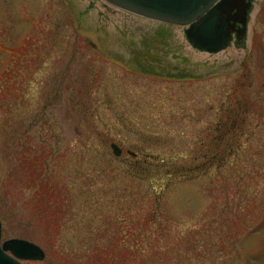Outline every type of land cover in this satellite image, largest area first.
<instances>
[{
	"label": "rangeland",
	"instance_id": "rangeland-1",
	"mask_svg": "<svg viewBox=\"0 0 264 264\" xmlns=\"http://www.w3.org/2000/svg\"><path fill=\"white\" fill-rule=\"evenodd\" d=\"M185 30L103 0H0L2 236L45 253L24 264H264V0L242 49L200 53ZM228 110L239 147L179 181ZM112 143L175 179H136Z\"/></svg>",
	"mask_w": 264,
	"mask_h": 264
},
{
	"label": "water",
	"instance_id": "water-1",
	"mask_svg": "<svg viewBox=\"0 0 264 264\" xmlns=\"http://www.w3.org/2000/svg\"><path fill=\"white\" fill-rule=\"evenodd\" d=\"M123 10L159 23L188 27L185 36L197 51L217 54L228 48L236 33L237 47L245 46L248 15L253 0H103ZM239 25L240 29L235 30ZM118 157L121 151L111 146ZM1 242V223H0ZM44 252L23 240L0 244V264H23V261L42 262Z\"/></svg>",
	"mask_w": 264,
	"mask_h": 264
},
{
	"label": "flooded vegetation",
	"instance_id": "flooded-vegetation-1",
	"mask_svg": "<svg viewBox=\"0 0 264 264\" xmlns=\"http://www.w3.org/2000/svg\"><path fill=\"white\" fill-rule=\"evenodd\" d=\"M236 43L234 36L233 44L235 45ZM238 112V110H228L226 112V121L222 126L215 123V127L211 126L205 132L196 136L193 143L195 156L192 161L195 166L192 169H182V180L190 181V178L195 179L202 175L204 176L207 171L217 169L219 165H222L225 162V160L224 162L222 161L223 157L233 155V147H239L237 140L246 130L242 114H238ZM231 114L232 116H229ZM115 145H117L121 154L119 158L114 159L116 161H126L127 165H129L128 167L131 170L133 169L131 173L135 178H138L139 173L144 169L154 168L158 165H161L163 169L165 168L163 160H160L157 155L149 154L141 147L123 148L117 143ZM157 162L159 163L157 164ZM164 177H169L167 168Z\"/></svg>",
	"mask_w": 264,
	"mask_h": 264
},
{
	"label": "trees",
	"instance_id": "trees-1",
	"mask_svg": "<svg viewBox=\"0 0 264 264\" xmlns=\"http://www.w3.org/2000/svg\"><path fill=\"white\" fill-rule=\"evenodd\" d=\"M157 168H147V171L146 170H144V172H145V174H144V176H146L147 174H151V173H155V174H159L162 178H164V174L166 173V166H165V168L163 169V168H160V170L162 171H159V172H157ZM178 173V172H177ZM168 178H172V177H174V176H172V175H169L168 174ZM98 262H94V264H97ZM121 263V262H120Z\"/></svg>",
	"mask_w": 264,
	"mask_h": 264
}]
</instances>
